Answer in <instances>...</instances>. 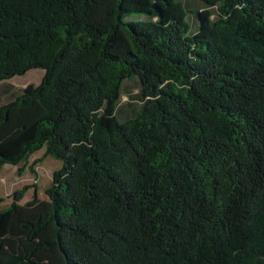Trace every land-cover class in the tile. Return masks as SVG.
I'll list each match as a JSON object with an SVG mask.
<instances>
[{
  "label": "trees",
  "instance_id": "trees-1",
  "mask_svg": "<svg viewBox=\"0 0 264 264\" xmlns=\"http://www.w3.org/2000/svg\"><path fill=\"white\" fill-rule=\"evenodd\" d=\"M200 1L0 0V83L45 70L0 171L62 162L0 207V264H264V0Z\"/></svg>",
  "mask_w": 264,
  "mask_h": 264
},
{
  "label": "rangeland",
  "instance_id": "rangeland-1",
  "mask_svg": "<svg viewBox=\"0 0 264 264\" xmlns=\"http://www.w3.org/2000/svg\"><path fill=\"white\" fill-rule=\"evenodd\" d=\"M182 2L186 3V5L191 10H200L204 8V5L200 0H181ZM138 14H131V16L127 17V19H135L139 17ZM190 16V15H189ZM45 74V70L42 68H34L29 70L24 75H17L13 78L2 82L0 85H6L10 83H17L20 87L26 84H39L42 81V78ZM11 98L5 99V102L10 100ZM141 105V97L139 92V81L137 78L127 80L123 84L122 89V96L118 103V116L121 120H124L127 117L132 116L136 110L139 109ZM34 159H40L37 164L35 165L36 169L38 167V172L36 175L32 174L30 171L26 170L22 177H15L8 176V186L14 191L23 187L25 184H32L35 183L36 185L40 184V189L38 195L40 198H46L45 189L51 184L52 182V175L53 170L60 168L62 165L61 160H57L52 156H45V149H42L36 153H34L31 158L30 162ZM11 167L10 164H8ZM6 175H8L7 169L3 171ZM32 191V190H30ZM33 193V192H30ZM12 195V194H11ZM33 196V195H32ZM25 197H31V194H26ZM7 204V203H5ZM8 205L4 206L3 208H7Z\"/></svg>",
  "mask_w": 264,
  "mask_h": 264
},
{
  "label": "crops",
  "instance_id": "crops-1",
  "mask_svg": "<svg viewBox=\"0 0 264 264\" xmlns=\"http://www.w3.org/2000/svg\"><path fill=\"white\" fill-rule=\"evenodd\" d=\"M2 84V83H0ZM28 84L26 85H22L20 87V85L18 86V84L15 82L10 83V84H6V85H0V105L5 103V99L7 98H11L10 100L14 99L15 97H17L22 89L24 87H26ZM9 101V100H8ZM11 167H9L8 164H5L4 167L2 168V170L0 171V207L3 208L4 206L8 205V207L11 205V203L13 202V198L11 197V194L13 193V190L11 189V187L8 186V176H12L13 178L15 177H20L17 174V166L10 164ZM61 167V166H60ZM7 169L8 175H6L5 173H3V171ZM38 169V167H37ZM35 167L36 172L39 174L38 170ZM56 170V169H55ZM53 170V172L55 171ZM33 174V173H32ZM22 177V176H21ZM38 192L40 189V184L38 185ZM22 188V187H21ZM32 190V191H30ZM33 188L29 189L26 194H31V197H25L23 198V200L21 201V203H25L28 200H30L32 198L33 193ZM7 203V204H5Z\"/></svg>",
  "mask_w": 264,
  "mask_h": 264
}]
</instances>
